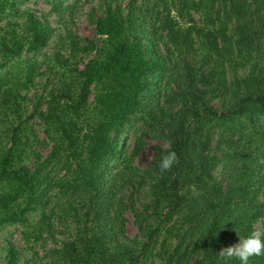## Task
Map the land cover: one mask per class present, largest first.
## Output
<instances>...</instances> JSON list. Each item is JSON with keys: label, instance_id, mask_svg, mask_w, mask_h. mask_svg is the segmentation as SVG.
Instances as JSON below:
<instances>
[{"label": "trees", "instance_id": "16d2710c", "mask_svg": "<svg viewBox=\"0 0 264 264\" xmlns=\"http://www.w3.org/2000/svg\"><path fill=\"white\" fill-rule=\"evenodd\" d=\"M19 1L0 0V20ZM98 2V38L70 34L66 58L39 64L52 31L32 13L0 33V73L23 67L20 85L0 78V105L16 116L0 150V226L24 227L27 242L48 234L49 264H145L159 245L164 264H241L218 254L264 230V0ZM43 66L56 77L24 112L21 87ZM36 118L52 147L27 165ZM147 139L160 144L141 169ZM169 151L177 162L161 174ZM129 210L147 241L126 235ZM20 258L10 244L7 264Z\"/></svg>", "mask_w": 264, "mask_h": 264}, {"label": "rangeland", "instance_id": "374dc122", "mask_svg": "<svg viewBox=\"0 0 264 264\" xmlns=\"http://www.w3.org/2000/svg\"><path fill=\"white\" fill-rule=\"evenodd\" d=\"M63 3V4H61ZM125 5V3H124ZM9 10L5 15L1 17L0 20V33L7 32L8 34L14 33L15 30H19L21 24L24 23L26 19V13H32L41 22L46 23L50 26L52 31V39L46 49L42 51L41 54L35 56L39 60V64L46 59H54V57L61 56L60 58H66L70 56L69 44L64 41L70 34L80 35L87 39H97V33L95 26L91 22V15L93 11L99 12V2L98 0H20L16 5V10L10 12ZM19 23V27H16V23ZM8 26L7 30H2L3 27ZM15 26V28H14ZM31 54L23 53L22 57L18 59L20 63L30 59ZM88 58H84V62H81V67H83ZM23 67H8L2 70L0 73V78L2 76H11L18 85H20V79L23 77L20 74V70ZM43 76H37L35 82L28 89L22 88L20 103L22 111L31 109V101L39 94H44L46 86L53 82L55 79V73L53 71H48L45 66L40 69ZM57 72V71H56ZM231 77V75H230ZM51 87V86H50ZM48 88V91L50 90ZM1 103V96H0ZM217 107H220L218 103H215ZM15 115L11 113L10 110H6L0 105V150L5 149L9 142V135L11 133L10 126L15 120ZM19 121V120H18ZM34 134L30 135V142L28 145V155L24 163L27 165H32V154L31 151H39V153L47 156L51 151V144L47 140L44 134V128L42 122L39 119L31 120ZM128 138V152L130 153L134 148V138L132 132L127 135ZM159 141L154 139H147L145 146L140 153V155L134 161V165L141 169H146L154 157V149L159 145ZM219 174V172H218ZM144 193L140 195V201H144ZM146 196V195H145ZM264 202V197L261 198ZM140 202V203H141ZM127 224H126V235L130 240L139 239V241H147L146 237L141 234L138 225L136 224V218L134 214L129 210L125 213ZM31 221L36 222L38 215L34 214L31 217ZM261 223L255 226V229H261ZM24 231L26 229L20 225L14 226H0V264H7V257L10 244L17 247L21 254V258L18 264H49L51 259L48 258V253L50 249H53L56 242L49 238L46 234L43 240L27 242L25 239ZM64 231V227L58 226L57 228V240L59 243L65 239V236L60 232ZM239 238L233 242H230L229 246H233L239 243ZM243 239V238H240ZM129 242V241H128ZM133 244L132 242H129ZM161 246H158L157 251L153 252L152 255L145 261V264H164L158 255V251Z\"/></svg>", "mask_w": 264, "mask_h": 264}, {"label": "clouds", "instance_id": "9594fccd", "mask_svg": "<svg viewBox=\"0 0 264 264\" xmlns=\"http://www.w3.org/2000/svg\"><path fill=\"white\" fill-rule=\"evenodd\" d=\"M166 144L170 147L171 142L166 141ZM176 162L175 152L169 151L162 155L158 165L160 173L171 170ZM262 237H264V230L254 229L246 238H239L238 244L223 248L218 255L228 259L238 258L241 264H248L251 257L264 255V239Z\"/></svg>", "mask_w": 264, "mask_h": 264}]
</instances>
